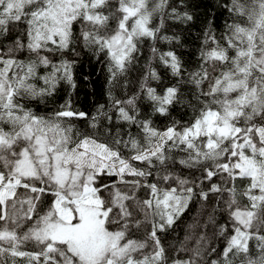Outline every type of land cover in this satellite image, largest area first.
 Listing matches in <instances>:
<instances>
[{
	"label": "snow or ice",
	"instance_id": "6c2138e0",
	"mask_svg": "<svg viewBox=\"0 0 264 264\" xmlns=\"http://www.w3.org/2000/svg\"><path fill=\"white\" fill-rule=\"evenodd\" d=\"M199 7L0 0V264H264V0Z\"/></svg>",
	"mask_w": 264,
	"mask_h": 264
},
{
	"label": "trees",
	"instance_id": "16d2710c",
	"mask_svg": "<svg viewBox=\"0 0 264 264\" xmlns=\"http://www.w3.org/2000/svg\"><path fill=\"white\" fill-rule=\"evenodd\" d=\"M193 3L200 5L198 11H204L208 5L209 0H193ZM223 20V16L217 19V24ZM195 31V30H194ZM188 51H191L189 47ZM87 76L88 79L85 80L84 77ZM75 78L77 83V88L73 93V102L77 108L85 111L94 110L97 103H104V85H105V72L100 64H98L94 59L89 62L87 58H82L81 64L75 70ZM64 97L63 87L60 89L57 96L50 99L47 103V107L50 109L55 105L62 102ZM41 109L44 105H40ZM188 216L184 217L187 220ZM180 228L178 227V231Z\"/></svg>",
	"mask_w": 264,
	"mask_h": 264
}]
</instances>
